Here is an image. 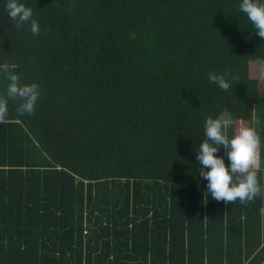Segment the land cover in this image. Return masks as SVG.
<instances>
[{
	"label": "trees",
	"instance_id": "16d2710c",
	"mask_svg": "<svg viewBox=\"0 0 264 264\" xmlns=\"http://www.w3.org/2000/svg\"><path fill=\"white\" fill-rule=\"evenodd\" d=\"M6 2L0 65L41 97L0 123V264H262L264 195L215 201L196 160L225 111L229 138L261 136L264 187V76L247 74L264 40L240 0H19L36 36Z\"/></svg>",
	"mask_w": 264,
	"mask_h": 264
},
{
	"label": "clouds",
	"instance_id": "9594fccd",
	"mask_svg": "<svg viewBox=\"0 0 264 264\" xmlns=\"http://www.w3.org/2000/svg\"><path fill=\"white\" fill-rule=\"evenodd\" d=\"M5 11L14 21L17 29L29 25L33 36L40 34L39 22L34 19L33 10L20 3L19 0H7ZM239 11L243 13L253 26L255 34L264 40V0H240ZM0 71L7 73L6 91L0 94V123L9 116V101L16 102L18 116H32L41 97L39 84L23 83L22 77L9 71L8 65H0ZM227 73L210 72L208 80L223 92L232 90L236 77L228 78ZM229 121L208 116L204 121L205 139L198 146L196 160L200 166L199 177L207 180V193L217 202L225 205L239 201L246 204L264 195V187L258 179L261 136L255 128L241 126L229 138ZM224 149V158L217 155ZM207 169V170H205Z\"/></svg>",
	"mask_w": 264,
	"mask_h": 264
},
{
	"label": "rangeland",
	"instance_id": "374dc122",
	"mask_svg": "<svg viewBox=\"0 0 264 264\" xmlns=\"http://www.w3.org/2000/svg\"><path fill=\"white\" fill-rule=\"evenodd\" d=\"M247 74L250 78H262L264 76V61L261 59L248 60L247 61ZM222 121L227 120L228 116L225 111H222L218 117ZM245 126V123L236 124L233 127L234 134L237 132L238 128ZM264 264V261L262 262Z\"/></svg>",
	"mask_w": 264,
	"mask_h": 264
}]
</instances>
